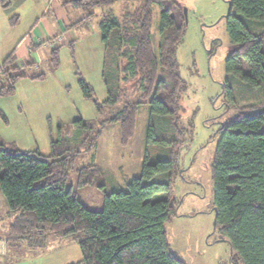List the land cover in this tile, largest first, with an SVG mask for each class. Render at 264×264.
Wrapping results in <instances>:
<instances>
[{"label": "trees", "instance_id": "16d2710c", "mask_svg": "<svg viewBox=\"0 0 264 264\" xmlns=\"http://www.w3.org/2000/svg\"><path fill=\"white\" fill-rule=\"evenodd\" d=\"M115 2L63 4L82 10L88 18L95 8ZM10 3L0 0L2 7ZM228 4L226 31L233 49L225 60L226 73L254 87L264 86V0H228ZM127 7L120 16L106 10L98 23L106 99L99 103L91 86L82 77L78 80L99 116L74 120L64 133L59 127L48 154L21 150L0 137V193L12 217L4 237L7 249L21 245L40 249L51 235L77 242L81 259L69 264H186L170 250L165 231V223L177 215L181 203L173 194V183L184 136H191L193 128L191 121L180 123L179 100L187 83L176 53L186 31L185 8L175 0H139L134 10ZM153 7L159 9L156 48ZM58 50L50 54L55 65ZM19 64L14 54L0 64V97L12 94L21 78L44 77L28 72L31 63L20 64L24 69ZM146 103L151 116L141 174L125 190L105 193L101 210L88 209L67 185L77 157L81 152L94 157L102 129L112 123L119 125V143L125 147ZM218 134L211 163L214 229L230 246L231 264H264V103L239 108ZM77 171L78 186L93 184L102 173L94 162Z\"/></svg>", "mask_w": 264, "mask_h": 264}, {"label": "rangeland", "instance_id": "374dc122", "mask_svg": "<svg viewBox=\"0 0 264 264\" xmlns=\"http://www.w3.org/2000/svg\"><path fill=\"white\" fill-rule=\"evenodd\" d=\"M10 1L16 4L15 0ZM37 1L29 0L18 5L16 9L21 19L18 20L16 14L15 22L10 20L15 15L8 20L12 30L4 42L19 40L16 51L21 58L29 59L23 38L30 30ZM65 1L59 0L62 6L60 11L53 6L43 17V24L51 25V33L58 29V16L89 21L72 27L75 35L73 41H69L65 35L66 41L57 45L58 65L54 64L53 56L47 53L46 48L37 49L40 62L34 67L31 65L28 72L43 73L42 79L21 78L12 94L0 97V137L22 150L37 149L48 154L51 141L58 138L59 127L64 133L72 129L74 120L82 118L90 121L99 116L93 101L83 96L78 82L82 77L93 89L99 103L106 99L102 78L104 45L98 23L106 9L120 16L126 9L125 5L132 11L139 3V0H116L110 7L95 8L93 15L86 18L82 10L64 5ZM175 1L185 8L187 22L176 53L180 75L187 83V89L179 100L180 123L187 125L191 121L193 128L191 136H184L185 143L179 150L180 170L174 178L173 194L181 203L177 207V215L165 223L167 242L173 254L186 264H231L230 246L219 229H214L211 163L220 129L231 123L239 108L264 103V86L254 87L226 73L225 60L233 49L226 31L228 0ZM153 9L151 32L156 48L160 40L159 9ZM3 45L2 42L0 49ZM6 53L3 52L2 56ZM115 54L112 52V55ZM1 57L0 64L4 58ZM30 57L35 60L36 54L32 53ZM18 66L25 68L20 64ZM132 87V83L127 85L128 89ZM150 116L149 104H143L137 114L135 133L125 147L119 143V125L112 123L102 129L94 157L90 152L79 154L75 167L69 173L67 185L76 192L85 207L101 210L105 193L125 190L127 183L141 174ZM154 149H151L152 154L157 153ZM92 162L101 168V175L93 184L78 186V168ZM63 241L66 239L52 236L49 242L50 245L53 243L52 246L56 242L64 247H74L81 257L74 241L72 246ZM9 253L12 259L27 254L15 249ZM69 255L74 256L72 252ZM70 260L73 259L70 257Z\"/></svg>", "mask_w": 264, "mask_h": 264}, {"label": "crops", "instance_id": "0c3cea01", "mask_svg": "<svg viewBox=\"0 0 264 264\" xmlns=\"http://www.w3.org/2000/svg\"><path fill=\"white\" fill-rule=\"evenodd\" d=\"M13 1V0H12ZM16 4L14 5V2L7 6L2 7L0 4V44L3 42L2 49H0V57L2 56L3 52L7 51L2 62L11 54H14L16 63L25 64V63H31L33 67L40 62V58L38 56L37 49H40L41 47L46 48L47 53L51 54V49L58 48V44L64 43L66 41L65 35L69 39V41H73L74 34L72 32V27H75L79 24L85 23L89 21L80 19H76V21L70 16L66 18H62L58 16L56 18V25L58 29L51 33V25L48 24L46 26L43 24L44 18L48 12L51 10V7L54 6L56 10L60 11L62 6L59 2V0H38V4L36 9L33 11V15L31 17L32 24H30V30L25 34V37L23 38V43L25 47L28 50L29 53V59L28 58H21L17 55V46L19 45V40H11L6 41L4 40L9 37V34L11 33V27L9 26L8 20L11 16L16 14L18 15V20L21 19V15L19 12H17L16 7L18 5H23L27 3L29 0H15ZM54 3V4H53ZM108 10V9H106ZM105 10V11H106ZM42 16V17H41ZM17 17V16H16ZM81 21V22H80ZM22 40V38H20ZM53 40V42H51ZM48 41V42H47ZM55 45V48H52ZM58 45V46H57ZM35 53L36 59L33 60L30 57V54ZM1 57V58H2ZM22 150V149H21ZM12 221V217L8 214V207L7 202L5 198L0 193V237H5V235L8 232L9 225ZM52 236L50 235L47 245L40 249H34V248H28L24 245L21 246H13L6 250V252L2 255H0V264H69L72 262H77L81 259L79 258V254L77 253V249H73L74 247H67L63 246L58 243H54L50 245V238ZM54 237V236H53ZM57 238V237H56ZM59 239H66V241H63L65 244H70L69 246H72V242L74 240L70 238H59ZM72 240V241H68ZM76 244L77 242L74 241ZM51 246L53 248H51ZM78 247V244H77ZM71 248V249H70ZM11 249H15L17 251H26L25 256H17L16 258L12 259L9 258V251ZM79 249V247H78ZM69 252H72L74 256H70ZM68 254V255H67ZM65 257H67V260H65ZM71 259L73 260H70Z\"/></svg>", "mask_w": 264, "mask_h": 264}, {"label": "built area", "instance_id": "2783aa9c", "mask_svg": "<svg viewBox=\"0 0 264 264\" xmlns=\"http://www.w3.org/2000/svg\"><path fill=\"white\" fill-rule=\"evenodd\" d=\"M7 245L4 238L0 237V255L4 254L6 252Z\"/></svg>", "mask_w": 264, "mask_h": 264}, {"label": "water", "instance_id": "95a60500", "mask_svg": "<svg viewBox=\"0 0 264 264\" xmlns=\"http://www.w3.org/2000/svg\"><path fill=\"white\" fill-rule=\"evenodd\" d=\"M214 227H215V220H214Z\"/></svg>", "mask_w": 264, "mask_h": 264}]
</instances>
